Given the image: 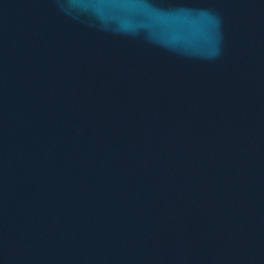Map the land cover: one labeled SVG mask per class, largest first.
<instances>
[{
  "label": "water",
  "instance_id": "obj_1",
  "mask_svg": "<svg viewBox=\"0 0 264 264\" xmlns=\"http://www.w3.org/2000/svg\"><path fill=\"white\" fill-rule=\"evenodd\" d=\"M0 264H264V0H0Z\"/></svg>",
  "mask_w": 264,
  "mask_h": 264
}]
</instances>
